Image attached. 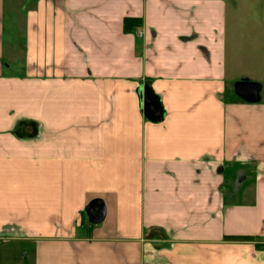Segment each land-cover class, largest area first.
<instances>
[{
	"label": "crops",
	"instance_id": "crops-1",
	"mask_svg": "<svg viewBox=\"0 0 264 264\" xmlns=\"http://www.w3.org/2000/svg\"><path fill=\"white\" fill-rule=\"evenodd\" d=\"M18 3L19 60L0 0V264H264V100L234 92L264 0Z\"/></svg>",
	"mask_w": 264,
	"mask_h": 264
},
{
	"label": "rangeland",
	"instance_id": "rangeland-1",
	"mask_svg": "<svg viewBox=\"0 0 264 264\" xmlns=\"http://www.w3.org/2000/svg\"><path fill=\"white\" fill-rule=\"evenodd\" d=\"M18 1L5 0L3 50L6 56L13 45L14 54L19 60L22 56V26L13 24L12 6L18 3V10L23 12L27 7L28 0ZM245 2L249 4V0H245ZM21 22L22 15H19L17 16V23ZM259 22L253 23L250 27H247L245 22H242L240 30L234 38L237 45L235 54L240 56L241 59L238 69L235 70L234 77L236 81L248 78L252 81H259L261 84L260 96L264 100V68L259 63L260 60L264 61V24ZM228 43L232 45L233 42L228 41Z\"/></svg>",
	"mask_w": 264,
	"mask_h": 264
},
{
	"label": "water",
	"instance_id": "water-1",
	"mask_svg": "<svg viewBox=\"0 0 264 264\" xmlns=\"http://www.w3.org/2000/svg\"><path fill=\"white\" fill-rule=\"evenodd\" d=\"M259 90L260 85L257 82L241 80L234 83V92L242 100L250 103L259 101ZM144 114L147 118H150L149 115L158 116L160 114L157 108V102L151 101L144 97ZM103 210H100L99 207L93 206L87 210V215L91 222H97L101 219Z\"/></svg>",
	"mask_w": 264,
	"mask_h": 264
},
{
	"label": "trees",
	"instance_id": "trees-1",
	"mask_svg": "<svg viewBox=\"0 0 264 264\" xmlns=\"http://www.w3.org/2000/svg\"><path fill=\"white\" fill-rule=\"evenodd\" d=\"M141 26H142V21L140 19L128 18V17H125L123 19V28L122 29H123V32H125V33L133 32ZM145 97L151 101H155V96L153 95V93L149 87L145 91ZM230 239H233V240H251L252 238L248 237V236H242V237H231Z\"/></svg>",
	"mask_w": 264,
	"mask_h": 264
}]
</instances>
